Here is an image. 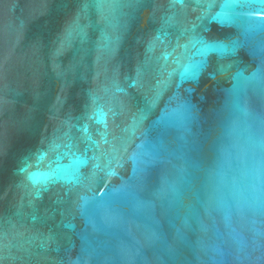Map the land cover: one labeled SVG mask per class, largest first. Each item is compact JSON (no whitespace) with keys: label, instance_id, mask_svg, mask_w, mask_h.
<instances>
[{"label":"water","instance_id":"obj_1","mask_svg":"<svg viewBox=\"0 0 264 264\" xmlns=\"http://www.w3.org/2000/svg\"><path fill=\"white\" fill-rule=\"evenodd\" d=\"M0 264H264V0H0Z\"/></svg>","mask_w":264,"mask_h":264}]
</instances>
